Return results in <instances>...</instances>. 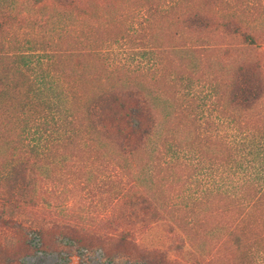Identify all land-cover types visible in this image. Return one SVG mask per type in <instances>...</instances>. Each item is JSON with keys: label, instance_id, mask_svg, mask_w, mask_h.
Listing matches in <instances>:
<instances>
[{"label": "rangeland", "instance_id": "obj_1", "mask_svg": "<svg viewBox=\"0 0 264 264\" xmlns=\"http://www.w3.org/2000/svg\"><path fill=\"white\" fill-rule=\"evenodd\" d=\"M87 3L78 11L56 0H0V78L8 85L0 101V216L19 224H0V247L19 252L16 264H143L125 257L131 242L156 250L155 264H239L242 254L223 239L241 214L223 195L241 199L254 175L264 176V93L248 112L226 118L220 109L238 64H264V0ZM191 10L238 20L254 43L190 34L182 18ZM115 85L170 106L152 152L121 154L77 129L91 94ZM18 165L30 197L13 214L7 186ZM145 201L157 215H134ZM249 216L252 226L248 219L242 226L264 227V209ZM55 227L75 230L88 247Z\"/></svg>", "mask_w": 264, "mask_h": 264}, {"label": "trees", "instance_id": "obj_2", "mask_svg": "<svg viewBox=\"0 0 264 264\" xmlns=\"http://www.w3.org/2000/svg\"><path fill=\"white\" fill-rule=\"evenodd\" d=\"M33 1L34 3H41L45 0ZM56 1L80 11L84 3L90 2L98 5L104 0ZM182 26L190 34L214 31L223 37L232 38L239 36L249 41V43H254L255 41L253 35L243 30L242 24L238 20L234 18L218 20L210 13L200 10L187 12L182 18ZM229 81L230 86L223 97L224 100L222 102L224 103L220 109V112L222 115H226V118L230 117L229 112L232 113L235 110L248 112L258 102L261 94L264 93V64L258 61L241 62L233 70V78L230 76ZM7 88L8 85L4 79L0 78V101L7 95ZM156 100V96L151 94V92L137 87L123 88L115 85L93 92L82 107L80 118L77 119V129H80L79 132H85L101 139L110 147L117 149L121 154L143 155L147 151L152 152L157 140L162 137L163 133L167 132L171 116L170 106L165 102L160 103ZM230 121L232 120L230 119ZM208 124L214 126V122H208ZM206 139L209 140V138ZM209 142L211 144L219 143L222 149L225 147L222 141L216 139L209 140ZM27 177L26 167L18 165L13 168L8 180V197L6 201L8 208L13 214L15 213L13 208L19 203L20 198L25 201L30 197ZM253 179L251 184L244 190L246 191L245 197L243 196V198L239 199L236 195H223L231 207L237 208V211L241 214L233 229L228 233L227 239H223L224 244L227 243L226 240L230 242L232 253L242 254L243 259L239 264H258L260 254L262 253L261 255L264 256V227L258 225L261 226V230L252 231V227L247 228V226L241 225L248 219V224L250 223L252 226L253 221L250 220L251 217L249 215L257 210L264 209V176L260 178L254 175ZM24 185L25 187H22ZM151 203L153 206H151L150 202L145 201L144 205L138 206V212L134 213V215H138L141 218L157 215L158 208L154 205L155 203ZM244 208L246 209L243 212ZM233 211L235 212V210ZM0 224L7 229L16 228L19 225L13 219H4L1 216ZM55 231L57 236L74 239L79 246L88 247L87 240L81 236L77 238L75 230H69L66 227H55ZM39 233L44 236L43 228L39 230ZM119 241L123 243L128 240L121 237ZM124 253L125 257L133 261H141L143 264H155L156 257L161 259L156 250L140 248L132 242L131 249ZM18 254V251L11 250L8 245L6 251L1 246L0 264H16L17 259L20 257ZM106 257L109 261L115 259L113 252H109Z\"/></svg>", "mask_w": 264, "mask_h": 264}]
</instances>
